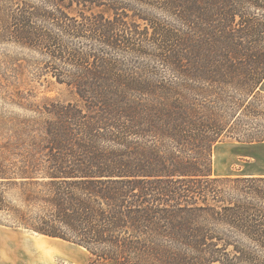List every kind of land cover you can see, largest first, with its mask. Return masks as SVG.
I'll return each instance as SVG.
<instances>
[{
  "label": "trees",
  "instance_id": "obj_1",
  "mask_svg": "<svg viewBox=\"0 0 264 264\" xmlns=\"http://www.w3.org/2000/svg\"><path fill=\"white\" fill-rule=\"evenodd\" d=\"M134 1L174 24L122 0H0V43L47 54L71 96L4 59V100L29 113L0 115V185L38 211L7 209L4 190L0 212L90 264H264V173L215 176L213 162L228 139L264 142L237 130L264 85V0ZM127 53L167 73L123 71L113 54Z\"/></svg>",
  "mask_w": 264,
  "mask_h": 264
},
{
  "label": "rangeland",
  "instance_id": "obj_2",
  "mask_svg": "<svg viewBox=\"0 0 264 264\" xmlns=\"http://www.w3.org/2000/svg\"><path fill=\"white\" fill-rule=\"evenodd\" d=\"M25 1L38 3V0ZM122 1L131 4L134 8L143 11L145 14H157V16L169 24V26L174 24L171 17L162 13L159 7L144 5L134 0ZM130 15L134 14L130 13ZM135 25L139 27L140 32L147 31L143 21H139ZM69 40L74 46L89 48V43L82 39L79 40L78 38H74ZM145 50L153 52L154 54L156 53V49L150 44H146ZM113 56L123 63L120 67L123 71L134 73L146 71L161 74L167 73L166 68H164L157 59L146 55L138 56L137 54L131 55L127 53L119 55L113 54ZM9 57L18 59V62L24 67L26 76L29 80H43V85L40 87L39 91H45L52 96L71 97L67 88L57 84L51 75L53 67H57L54 60L41 50H32L11 43H0V69L3 70L0 72H4L7 79L4 80L5 82L9 81L10 84H16L14 71L13 69L11 70L12 66L6 69L4 59L7 61ZM71 71L74 70H72L71 66H68L61 72L68 73ZM1 84H3V82H0V85ZM47 88L53 91L47 92ZM2 92H5V90L0 88V95H2L0 96V115L6 117L29 113L6 102L4 100L5 94ZM44 93L41 92L40 94L43 95ZM239 98L240 101L245 99V94H243L242 90H240ZM248 104L250 107L245 108V112H240V124L237 126V130H239L238 133L241 138L252 134L264 136V85L262 90L250 98ZM213 162L215 176L240 173L263 174L264 142L241 145L234 139H228L216 147ZM224 184V186L222 185L224 196L235 198L240 195L238 192L240 191V185L238 189H235L237 186L236 183L229 182ZM7 188V186L0 185V194L6 190L4 196L7 209L8 206L11 208L10 210L20 208L24 209L29 214L38 211V207L32 205L27 207L23 204L17 189ZM18 226L19 223L11 217L9 211L5 210L0 212V264H40V256L45 257L41 264H90L91 256L86 249L84 250L76 245L61 240L43 237L44 235L40 236L38 233ZM226 232L228 231H224V233ZM21 255L24 256L23 260L22 257H20Z\"/></svg>",
  "mask_w": 264,
  "mask_h": 264
},
{
  "label": "crops",
  "instance_id": "obj_3",
  "mask_svg": "<svg viewBox=\"0 0 264 264\" xmlns=\"http://www.w3.org/2000/svg\"><path fill=\"white\" fill-rule=\"evenodd\" d=\"M40 236H43V235H40ZM43 237H47V236H43ZM47 238H50V239H53V240H61V239H58V238H51V237H47ZM61 241H64V240H61ZM64 242H66V241H64ZM67 243H69V242H67ZM70 244H72V243H70ZM21 245H22V243H21ZM73 245H75V244H73ZM76 246H78V245H76ZM78 247H80V246H78ZM80 248H82V249H84L83 247H80ZM22 250H23V248H22ZM85 250V249H84ZM20 257H22V260L24 259V256H20ZM45 257H43V256H40L39 257V263L41 264L42 263V260L44 259Z\"/></svg>",
  "mask_w": 264,
  "mask_h": 264
}]
</instances>
